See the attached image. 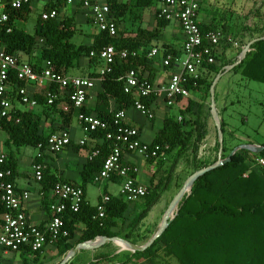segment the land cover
I'll list each match as a JSON object with an SVG mask.
<instances>
[{"label":"trees","instance_id":"obj_1","mask_svg":"<svg viewBox=\"0 0 264 264\" xmlns=\"http://www.w3.org/2000/svg\"><path fill=\"white\" fill-rule=\"evenodd\" d=\"M0 1L3 4L2 10L8 15L7 21L0 23V49L8 54L18 55L20 61H26L21 59V55L28 58L33 57L26 62L30 63L37 72L47 61L50 62V67L54 71L62 76H69L68 74L76 67L81 57H87L89 67L95 71L97 67L102 66L98 57L99 52L108 45H113L117 52L127 49L129 53H137L134 57L129 55L123 59L116 56L113 70L105 74L101 80L102 91L97 94L93 109L86 108L85 105L81 109L74 108L64 93L58 92L55 84H48L43 88V92L34 95L38 104L47 106L45 91L59 93V97L47 107L55 109L61 99L65 100L68 111L60 112L65 124L69 123L71 112H75L76 115L79 112L95 114L100 119L110 121L116 112L120 110L126 112L131 109L138 96L134 92L125 93L124 82L118 78L130 70H135L139 76H142L141 70L148 67L149 63L147 47L151 40L158 36L160 29L169 22L159 18L156 9L154 29L146 30L139 26L136 32L128 31L119 25L127 15L128 4L118 0H108L109 16L117 25L116 34L110 36L107 32L98 31L95 28V31L90 34L92 42L86 45L74 41V38L82 31L73 15L60 11L59 7L65 4L62 1L56 0L46 7V10L55 8L58 11L56 18L42 20L40 15L37 17L33 34L26 32L16 24L17 21L26 22L28 20L32 1L20 9L10 8V0ZM156 1L158 0H136L135 6L140 10L137 15L138 20L145 10L151 9L156 4ZM198 25L203 33L217 29L213 22L198 21ZM218 30L224 34V30ZM39 42L40 46L36 47ZM91 52L94 53L93 56L90 55ZM171 54L176 55L175 52H171ZM168 67L171 69L173 65ZM219 71H221V66H217L215 63L203 65L199 69L196 86L190 80L188 88L195 90L202 86L206 80L203 73ZM233 71L239 72L248 80L264 84V38L251 43L245 57L233 68ZM98 75L99 71L91 73L92 77ZM11 79L16 82L14 73H11ZM146 79L151 82L150 74ZM211 84L212 82L209 83V86ZM19 85H23V83L21 82ZM156 98L157 96L152 94L149 97L140 98V100L149 107ZM110 101L115 103L112 110ZM201 109L202 105H197L194 100H189L176 118L164 120L163 127L155 135L152 143L161 145L163 150L158 158L150 159V161H156L159 169L169 164L168 171L159 180H155L158 171L150 178L149 184L146 186L148 193L142 199L143 208L127 224L128 231L122 235L125 240L136 244L131 239L134 231L150 209L159 201L163 191L168 188L182 157L191 152L193 160H196L200 144L207 135V123L202 120ZM40 127V116L17 109L13 117L3 123V131L8 135L7 146L17 149L24 145L36 146L40 142H45L46 136L40 132ZM221 129L223 130V126ZM90 136L101 139L102 142L95 147L98 149V154L88 161L80 173L81 184L79 185L83 189L84 197L79 211H66L62 215V219L67 235L59 236L53 242L46 244L54 245L60 257H65L80 242L97 237L121 236L118 231H113L112 228H117L119 221L126 220L125 213L129 202L119 197H110V200L105 204L102 218L98 217L97 205L91 206L85 200V185L94 180L112 146L111 140L105 137L103 131H97ZM165 145L168 148L164 149ZM222 151L226 152L224 141H222ZM249 154L250 152L245 149L239 150L232 156L230 162L199 177L193 183L189 195L184 196L180 201L174 219L152 245L143 251L126 255L125 260L117 264H128L139 256L153 261L159 250L165 255L174 257L178 264H264V176L255 170L249 171L244 176L249 169ZM261 154H264V151L253 153L252 156ZM15 156V152L10 151L8 159L3 165V168L11 169L13 175L16 169ZM215 161L216 158L211 163L196 167L193 172L213 164ZM56 181H58L56 178L48 174V170L43 171L42 203L47 208L52 202V200L48 201V192ZM3 210V206L0 204V214ZM79 224H82L84 228L81 236L74 241L75 228ZM44 249L45 247L41 251L33 252L24 248L18 252L22 264H42L41 258ZM27 257L29 258L27 259ZM116 257L117 254L101 252L85 264H106Z\"/></svg>","mask_w":264,"mask_h":264},{"label":"built area","instance_id":"obj_2","mask_svg":"<svg viewBox=\"0 0 264 264\" xmlns=\"http://www.w3.org/2000/svg\"><path fill=\"white\" fill-rule=\"evenodd\" d=\"M32 0H10L9 6L12 9H20L29 4ZM50 2L51 0H43ZM66 5L80 4L87 12L95 28L98 31H105L110 36L116 34L117 25L109 16L110 8L108 0H60ZM202 0H160L158 17L167 21H176L184 35L182 46L183 58H174L167 54L163 60V66L173 65L171 73L165 86L155 87L145 77L139 76L135 70H130L120 76L118 80L124 82L125 93H136L132 108L139 111L149 119L154 117L152 110L145 106L140 98L149 97L152 94L163 96L167 107L174 106L178 99L187 98L190 94L189 81L196 86L199 76V69L203 65L215 63V56L222 40L231 42L237 46V42L226 38L221 30H209L203 33L198 25V12ZM58 11L55 8L44 10L40 14L42 20L56 18ZM8 15L0 10V23L7 21ZM10 30V29H9ZM8 30V31H9ZM158 52L153 49L147 55L154 56ZM94 55L93 52L90 54ZM121 59L136 52L129 53L127 49L116 51L113 45L104 47L99 52L101 68L98 80L113 70L116 56ZM11 73L15 74L16 82L11 79ZM23 85H19V83ZM96 79L87 76H62L50 67V62H44L42 69L37 72L34 67L26 62L20 61L18 55L6 53L0 49V132L3 130L5 120L11 119L18 109L16 104L36 107L37 100L29 92L28 86L45 88L48 84H55L60 94L68 98L74 108L81 109L87 101L89 90L95 86ZM59 93L50 90L45 91L46 105L50 106L59 97ZM16 102V103H15ZM77 121L82 131L90 136L97 131H103L105 137L110 139L112 146L103 161L100 171L95 175L94 180L101 182L109 180L114 174L121 179L119 198L126 202H135L143 199L147 193V187L135 178L138 169L129 166L122 161L124 152L141 156L144 160L156 159L161 155L163 147L152 142H144L140 138L139 129L127 122L126 112H116L110 121L98 118L95 114L79 112ZM180 120V117H178ZM18 122V119H16ZM71 136L67 130H60L50 133L45 142L36 145L37 153L32 165L35 180H42L45 166L42 157L45 153L58 154L65 147L71 144ZM86 139L78 141L84 145ZM168 148L167 145L164 149ZM98 154V149L90 152L89 160ZM8 155L0 151V204L3 212L0 214V248L12 252H20L24 248L33 252L41 251L47 243H51L59 236H66L67 231L63 228L62 215L66 211L77 212L83 201L84 192L80 185L67 181L58 180L51 187L52 202L48 205L50 218L45 225L38 226L31 223L24 211V203L29 198L28 191L19 190L9 168H3ZM254 166L264 174V154L252 158ZM247 173L244 174L246 176ZM110 200L107 194L101 195L97 203L98 217L104 216L105 204Z\"/></svg>","mask_w":264,"mask_h":264},{"label":"crops","instance_id":"obj_3","mask_svg":"<svg viewBox=\"0 0 264 264\" xmlns=\"http://www.w3.org/2000/svg\"><path fill=\"white\" fill-rule=\"evenodd\" d=\"M121 3L128 4L129 10L127 12V15L123 19V21L120 22V27H125L128 23V20L130 18L129 14H131V17L133 16L134 19H132V25L136 23H139V26L146 30H152L156 26V19L154 16L155 10L159 8L160 1H156V4L148 10H145L140 19L138 20L137 15L139 14V8L135 6L136 0H118ZM51 2H56V0H51L50 2H44L43 0H32L30 4V12L41 8V11L39 12L38 16L41 14L42 11L46 10V7L51 4ZM133 2V3H132ZM205 0L201 1L199 12H198V21L202 23H210L212 21L211 16L206 12V8L204 5ZM3 4L0 1V8L2 9ZM59 7V6H58ZM0 9V10H1ZM60 11L62 13L73 15L76 22L79 25L80 30L82 31L81 34L77 36V39L80 43L78 44H90L92 42V37L90 36L91 33L95 31V26L92 22V19L88 15V12L81 6L77 5H66L63 4L59 7ZM37 16V17H38ZM29 18V17H28ZM18 22V21H17ZM16 22V24H17ZM23 21H19L21 23ZM25 23V22H23ZM134 23V24H133ZM21 28V27H20ZM130 31V30H129ZM82 36V38H81ZM264 37V35L256 34L253 38L249 36V34L246 33L244 36V43L241 45L237 39H233L235 42H237V46L233 45V55L238 53V57L240 56L241 50L252 40L256 38ZM184 42V35L178 25V22L176 21H169L162 29H160V33L157 37L153 38L151 40L150 45L147 47L148 51H152L153 49H157L158 52L154 56H148L147 59L149 61L148 67L142 69V76L147 78L150 74V80L151 84H153L155 87L165 86L166 82L168 81L171 73L174 71L173 68L165 67L163 66V60L167 54H171V52H175L176 55H174V58H183L182 53V46ZM77 43V42H76ZM229 51V50H228ZM224 63H227L224 65L223 69L224 72L219 74L215 80V91L214 95H216L215 100V106L216 110L219 116V120H223L224 122L229 123L230 127L229 130L233 131L232 133H229V137L227 136L226 132L225 135V146L229 147L230 150H232L234 147L242 144H248V145H254L259 146L263 145L264 141L258 142L251 138L250 134L245 131V129H242V126H246L248 123V117L245 115L241 116V127L236 126L233 123L232 114L230 112V105L233 104V100L231 99V95L236 92L235 88L237 90V93L243 92L241 91V88L243 86L244 90L247 89L246 84H244L242 81H251L246 78H244L239 72L233 71V68L237 66L239 63V58L231 59V56H226L223 60ZM238 63V64H237ZM236 64V65H234ZM234 65V66H232ZM232 66V67H231ZM101 67H97L95 71H93V68L89 67V60L87 57H81L78 60V63L76 67H74L70 73L69 76H87L90 78L96 79L95 86L93 89L89 90L88 97L86 101V108L93 109L96 104V97L99 92L102 91L101 87V81L98 80V76H91V73L95 72L98 73ZM242 82V83H240ZM213 83V82H212ZM259 83V82H258ZM263 84V83H261ZM234 87V88H233ZM29 92L32 95H35L39 92H43V88L35 86L33 84H30L28 86ZM203 86H200L199 88L195 90H190V94L187 98L184 99H178L177 103L172 107H167L164 103L163 96L159 94L156 98V100L149 106V108L152 110L154 117L152 119L147 118L143 114H141L139 111L131 108L126 111V119L127 122L134 125L139 129L140 138L147 143H150L154 140L155 135L157 132L163 127V123L156 122V116L157 114L165 116L169 109H177L178 113L180 110H183L189 100H194L197 105H202V96L201 93L203 92ZM250 93V91H249ZM258 93L261 96V102L260 104L264 106V84L259 89ZM244 94L246 96V92L244 91ZM161 99L162 101L158 103V99ZM237 102L240 101V99L237 98ZM18 106V109L22 111H28L32 112L37 116L41 117V127L40 132L44 136H48L50 133L60 130H67L71 136V144L67 147H65L60 153L58 154H48L45 153L42 157V162L45 166L44 170H48V174L56 178L57 180H63L67 181L73 184H81V178L80 173L83 170L84 166L89 161V155L90 152L102 142L101 139L87 136L81 129L75 112H71V118L68 124H65L62 121V114L60 112L66 113L68 111V105L65 100H60L56 104V108L49 109L47 106H42L38 104L36 107H29V106H23L20 104H16ZM115 103L113 101H110V108L111 110L114 108ZM203 110V109H201ZM94 113V112H93ZM161 125V126H160ZM228 127V126H227ZM228 129V128H227ZM257 133H259L261 136H264V119L261 122V125L257 128ZM213 133L211 131V126L209 123L207 124V135L205 136V139H203V147L206 148L205 151L210 153V148L214 146V140H213ZM8 138V135L5 131L0 132V151L6 153L9 155L10 151H14L16 156V169L13 175V180L16 183L19 190H25L29 193L28 200L24 203V211L27 214V217L29 221L35 225L42 226L45 225L49 218H50V212L48 208L43 205L42 203V188L43 183L40 181L35 180L33 176V170L32 165L35 161V155L37 153L36 146L31 145H24L19 148H14L13 146L8 147L6 144V140ZM81 139H86V142L84 145H79L78 141ZM205 142V144H204ZM1 144H4L1 146ZM204 148V149H205ZM253 154V152H250V154ZM219 156V152L216 154L217 160L219 158H222ZM123 163L129 165V166H135L138 169V172L135 174V178L137 182L147 186L149 184L150 178L154 173H156L155 180H159L161 178V173L165 169L166 166L159 169L158 165L156 164V161H150V160H144L141 156L131 154L124 152L122 157ZM180 166L179 163L175 169V172L173 174V178L171 183H173L174 177H176V173H178ZM159 169V170H158ZM113 177V178H112ZM109 180H104L101 182L92 180L88 182L85 185V200L90 204L91 206L97 205V203L100 201L101 195L107 194L110 197H119V189L121 186L122 179L114 174ZM170 183V185H171ZM169 185V186H170ZM94 186L97 191V197L96 202L92 204L89 200L91 187ZM166 191V190H165ZM165 191L161 194V197L159 201L150 209L148 214L152 213L156 207H158L159 203L164 197ZM49 195H48V201L52 200V193L49 189ZM139 201V200H138ZM141 201H143L141 199ZM133 205V209L129 214L134 216L137 211L135 203L131 204ZM129 208V207H128ZM128 210V209H127ZM127 212V211H126ZM147 214V216H148ZM125 213V218H126ZM146 216V217H147ZM129 222L125 220V228L127 227V224ZM140 226V225H139ZM84 226L82 224L76 225L75 228V239L76 241L82 234ZM113 231H118L116 227L112 228ZM106 245V244H105ZM104 246V245H103ZM101 246V247H103ZM99 247V248H101ZM96 248V249H99ZM95 249H87V250H81L77 254L84 253L87 251H91ZM16 256L19 260V264H22L21 257L18 252H12L8 250H3L0 248V259L1 257H14ZM43 256V255H42ZM29 257H27L28 259ZM42 260V258H41Z\"/></svg>","mask_w":264,"mask_h":264},{"label":"rangeland","instance_id":"obj_4","mask_svg":"<svg viewBox=\"0 0 264 264\" xmlns=\"http://www.w3.org/2000/svg\"><path fill=\"white\" fill-rule=\"evenodd\" d=\"M133 3V2H132ZM206 12L211 16L213 24H215V28L224 30V35L228 39H237V41L242 45L245 41L244 36L249 34L251 38L254 37L256 34L264 35V0H205L204 2ZM1 9V8H0ZM41 11V8H37L30 12L28 20L23 23L17 22V26L24 29L26 32L33 34L34 27L36 23L37 16L39 12ZM130 18L128 20V23L126 25V29L129 31L136 32L137 28L139 27V23H136L132 25V19L131 14H129ZM82 38V36H81ZM80 39V38H78ZM77 37L74 38V41L77 43H80ZM40 42L37 44L36 47L40 46ZM221 46L218 48V54L215 58V64L217 66H221V71L219 72H212V73H203V76L206 78L205 83L203 86V92L201 93L202 98V120H204L207 124L211 126V131L213 133V140H214V146L210 148V153H208L206 148L203 147V142H201L199 150H198V156L196 160H193L191 152L184 155L182 159L179 161V170L178 173H176V177H174L173 183H171L170 186L165 191L164 197L159 203L158 207L153 210L152 213L148 214L147 217H145L141 223L140 226L134 231L133 236L131 239L136 242L135 245L142 246L146 244L152 236L156 233L158 230L161 221L163 219V215L169 206L172 199L176 196L178 191L182 188L184 185L186 179L188 176L193 172L196 167H200L202 165H205L206 163H211L216 158V154L219 152L220 149V141L217 134V128L216 124L213 120L211 111H210V103H211V92L209 83L213 82L215 78L224 72V65L227 63H224V59L226 56H231V59H236L238 57V53L233 55V44L231 42H228L226 39L221 41ZM229 50V51H228ZM22 60L29 61L32 58L25 57L24 55H21ZM244 84H246L247 89L244 90L243 86L241 88V91L237 93V90L235 88V91L231 95V99L233 100V104L230 105L229 109L232 114V121L233 123L241 127V116L245 115L248 117V123L246 126H242V129L248 134H250L251 138L255 141L262 142L264 141V136L257 133V128L261 125L262 120L264 119V106L260 104L261 102V96L258 93L259 89L263 86V84L255 82V81H242ZM240 82V83H242ZM242 83V85H243ZM234 88V87H233ZM244 91L246 92V96L244 94ZM250 91V93H249ZM240 99L239 102L236 100ZM214 100H216V95H214ZM162 100L159 98L158 103H160ZM170 108V107H169ZM50 109V108H49ZM166 118L163 117L161 114H157L156 116V122L163 123V121L167 118H176L178 116V111L175 108L169 109L168 113L165 115ZM220 125L223 126V141L225 140V132L227 136L229 137V133H232L233 131L229 130V123L224 122L223 120H219ZM161 126V125H160ZM228 126V127H227ZM228 128V129H227ZM205 139V138H204ZM205 144V142H204ZM225 144V142H224ZM4 144H1L3 146ZM231 152L229 147H226V152L222 151V158H225L229 153ZM249 161H248V173L249 171L255 170L261 173V171L254 166V162L252 160L253 156L252 153L248 155ZM217 161V158H216ZM215 161V162H216ZM169 164L165 167L161 173V178L167 173V168ZM175 172V171H174ZM263 174V173H261ZM264 176V174H263ZM97 197V191L94 186L91 187V192L89 196V200L92 204L96 202ZM143 201H135L129 203V208L126 212V221L130 222L133 216L131 214L128 215L133 209V203H135V207L137 211H140L143 208ZM125 221L121 222L119 221V226L117 227L118 232L121 236L120 238H123L122 235L128 231V228H125ZM124 239V238H123ZM129 241V240H127ZM131 242V241H129ZM132 243V242H131ZM134 244V243H133ZM113 253L117 254V257L113 261H109L106 264H112V263H119L125 260L126 255L132 253L133 251L131 249H123L120 247L117 243L111 242L107 245L87 251L84 253L76 254L67 264H85L89 261H91L94 256L98 255L99 253ZM42 264H58L63 258L58 256L57 249L54 245L48 244L45 246V249L42 254ZM19 260L16 256L10 258V257H1L0 264H19ZM128 264H178L176 259L174 257L168 256L163 254L161 250L157 251L155 258L153 261L147 259L146 257L139 256L135 257L131 262Z\"/></svg>","mask_w":264,"mask_h":264},{"label":"water","instance_id":"obj_5","mask_svg":"<svg viewBox=\"0 0 264 264\" xmlns=\"http://www.w3.org/2000/svg\"><path fill=\"white\" fill-rule=\"evenodd\" d=\"M261 38H264V37H261ZM261 38H256V39L252 40L241 50L238 63L241 62V60L245 57V54L249 50L251 43H253L257 39H261ZM234 65H236V64H234ZM234 65H232V66H234ZM215 83H216V80L213 81V83L211 84V87H210V92H211L210 111H211L213 120L216 124V128H217V134H218V138L220 141L219 156H221L223 132H222L221 125L219 122V116H218V113L216 110L215 100H214ZM242 149H245V150H247L249 152H253V153H261L264 151V144L259 145V146L248 145V144L238 145V146L234 147L231 150V152L225 158H219L213 164H210L206 167H203V168L193 172L191 175H189L188 178L186 179L184 185L182 186V188L178 191L176 196L172 199L169 206L167 207L158 230L156 231V233L152 236V238L146 244H144L142 246H138V245H135V244H133V243H131V242H129L123 238H120L118 236H115V237H97V238L92 239V240H88V241L78 243L74 248H72L66 254V256L58 264H67L81 250L96 249V248H99V247H101L105 244L111 243V242H115L117 244L123 243L125 245V247H123L124 249H131L133 252L145 250L146 248H148L149 246L152 245V243L155 241V239H157L164 232V230L169 225V223L174 219L175 215L178 212V206H179L180 201L183 199L184 196L189 195L191 188L193 186V183L199 177H201L205 173L209 172L210 170H213V169H215L221 165H224V164L230 162L232 156L237 151L242 150Z\"/></svg>","mask_w":264,"mask_h":264},{"label":"bare ground","instance_id":"obj_6","mask_svg":"<svg viewBox=\"0 0 264 264\" xmlns=\"http://www.w3.org/2000/svg\"><path fill=\"white\" fill-rule=\"evenodd\" d=\"M118 245L120 246V247H125V245L123 244V243H118ZM124 249V248H123Z\"/></svg>","mask_w":264,"mask_h":264}]
</instances>
